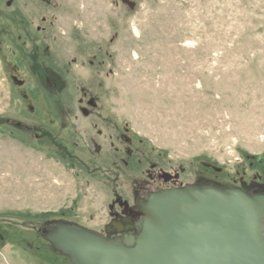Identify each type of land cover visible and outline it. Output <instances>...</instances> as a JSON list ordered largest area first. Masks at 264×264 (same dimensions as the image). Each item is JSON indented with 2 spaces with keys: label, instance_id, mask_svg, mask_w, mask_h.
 <instances>
[{
  "label": "rangeland",
  "instance_id": "374dc122",
  "mask_svg": "<svg viewBox=\"0 0 264 264\" xmlns=\"http://www.w3.org/2000/svg\"><path fill=\"white\" fill-rule=\"evenodd\" d=\"M195 183L264 185V0H0V264Z\"/></svg>",
  "mask_w": 264,
  "mask_h": 264
},
{
  "label": "water",
  "instance_id": "95a60500",
  "mask_svg": "<svg viewBox=\"0 0 264 264\" xmlns=\"http://www.w3.org/2000/svg\"><path fill=\"white\" fill-rule=\"evenodd\" d=\"M253 187L263 193L196 183L152 192L131 212L138 233L123 239L77 224L42 233L72 264H264V185Z\"/></svg>",
  "mask_w": 264,
  "mask_h": 264
},
{
  "label": "flooded vegetation",
  "instance_id": "af4514ba",
  "mask_svg": "<svg viewBox=\"0 0 264 264\" xmlns=\"http://www.w3.org/2000/svg\"><path fill=\"white\" fill-rule=\"evenodd\" d=\"M164 174L165 173L160 175V178H162L165 183H169L170 181L173 180V177L170 175V177H169L170 180L166 181L167 178L164 176ZM254 185H260V184L254 183L253 185H251L248 188V191L250 193H252V194L263 193L258 187H253L251 189V187ZM154 192H156V191H154ZM150 193H152V192H150ZM150 193H148L146 197H139L136 201V206L133 207L129 204L128 209L124 205V202H127V201H118L119 206L122 207V209H123L122 216H120L117 220L111 221L110 224L106 225L104 227V233H102L100 235H102L108 239H116V238L123 239L125 235H136L138 233V231H137L135 225L137 222H139L141 220V218L132 215L131 212H136L138 210V208H137L138 200L140 198H147ZM118 225H121V227H118Z\"/></svg>",
  "mask_w": 264,
  "mask_h": 264
},
{
  "label": "trees",
  "instance_id": "16d2710c",
  "mask_svg": "<svg viewBox=\"0 0 264 264\" xmlns=\"http://www.w3.org/2000/svg\"><path fill=\"white\" fill-rule=\"evenodd\" d=\"M40 233H42V230H39ZM53 247V246H52ZM61 254V253H60ZM63 255V254H62ZM65 256V255H64ZM67 257V256H66ZM68 258V257H67ZM69 259V258H68ZM70 260V259H69Z\"/></svg>",
  "mask_w": 264,
  "mask_h": 264
}]
</instances>
